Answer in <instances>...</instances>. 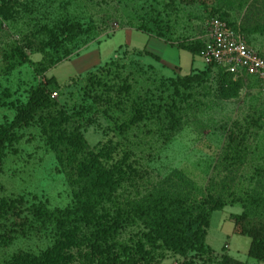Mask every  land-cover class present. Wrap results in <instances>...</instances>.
<instances>
[{"label":"rangeland","instance_id":"rangeland-1","mask_svg":"<svg viewBox=\"0 0 264 264\" xmlns=\"http://www.w3.org/2000/svg\"><path fill=\"white\" fill-rule=\"evenodd\" d=\"M9 2L16 9V14L0 19V123L8 122L14 114L8 103L25 101L30 87L39 88L43 93L57 92L54 97L69 109L73 103L79 102L78 87L82 79L104 61L117 58L123 63L135 61L137 67L141 66L140 69L126 66L124 70L128 73L127 80L132 82V94L145 96L146 93L160 103H169L172 99L176 106L174 115L177 123L172 134L167 136L163 128L165 123L158 116L143 118L118 132L113 128L114 121L126 122L129 117L128 109L121 105L96 112L94 120L82 129L89 146L111 138L118 142L119 148L130 151L144 172L138 181L139 190L173 168L181 169L203 189L213 173L212 167L227 129L248 115L262 117L257 137L250 139L252 152L248 165L236 177L239 187H244L251 165L264 167V91L250 77H241L240 82L230 86L234 78L217 69L210 71L201 52L191 55L188 51L174 48L180 43H203L206 21L212 14L223 13L235 25H264V0H205L203 5H183L169 3L168 0ZM167 2L168 6L165 5ZM63 17L78 21L84 32L64 42L67 52L62 58L45 69L36 70L32 63L42 59L45 51L51 57L59 55L53 48L45 46V33L31 37L33 32L39 28L42 30L43 25L59 26ZM139 23L149 29L160 28L163 33L161 40L174 47L164 46L155 37L154 30L136 29ZM147 35L152 37L149 39ZM19 39L30 41V47H23L28 62L5 74L2 52ZM247 42L264 55V31L248 34ZM143 52L154 53L160 58L157 56V61L153 62ZM190 74L200 75L199 82H192L187 89L179 87V93L174 94L169 79ZM160 78H163L161 85ZM158 95L161 99H157ZM18 133L20 136L12 142V148L4 149L0 160V198L21 195L25 202L43 199L48 208L67 205L70 189L66 178L55 169L53 156L45 147L38 127L30 125L18 129ZM240 211L239 203H234L210 213L204 244L213 257L210 261L206 259L205 264H215L214 258L223 253L246 264H264L247 256L248 237L233 231L229 216ZM51 238L49 227L45 232L18 236L0 248V260L17 250L44 247ZM177 260L165 253L151 262L177 264Z\"/></svg>","mask_w":264,"mask_h":264},{"label":"trees","instance_id":"trees-1","mask_svg":"<svg viewBox=\"0 0 264 264\" xmlns=\"http://www.w3.org/2000/svg\"><path fill=\"white\" fill-rule=\"evenodd\" d=\"M168 2L203 5L205 0ZM15 14L16 9L9 0L0 1V19ZM211 16L239 29L247 45H250L248 34L264 31V25H235L223 13ZM71 18L65 17L59 26L43 25L42 30L33 32L31 37L45 33V46L53 48L59 55L51 57L40 48L43 58L32 63L36 70L45 69L62 58L67 52L64 42L84 32L78 21ZM136 29L154 30V35L159 38L163 35L160 28L149 29L143 23ZM19 41L2 52L5 74L28 62L23 47H30V41ZM177 47L195 55L202 52L203 43H180ZM143 53L153 62L157 61V56ZM131 65L141 68L135 61L123 63L117 58L104 61L82 79L78 87L79 102L69 109L56 97H50L53 91L43 93L41 89L31 87L25 101L8 103L14 114L8 122L0 123V160L4 149L12 148V142L20 136L18 129L37 126L45 147L53 156L55 169L66 178L70 200L62 208H48L43 199L25 202L21 195L0 198V248L18 236L45 232L47 227L52 233L44 247L17 250L3 257L0 264H152L155 257L165 253L175 256L177 264H205L206 259L210 261L213 257L204 244L210 213L234 203H239L241 211L229 216L233 231L248 237L247 256L264 262V167L250 164L252 170L244 187H239L236 180L239 172L248 165L252 152L250 139L257 137L262 115H248L227 129L212 167L213 173L203 189L181 169L173 168L139 190L138 181L144 172L128 149L119 148L118 142L111 138L94 146L87 144L82 129L94 120L96 112H105L111 106L118 108L121 105L129 111L126 122L114 121L113 128L118 132L143 118L158 116L165 123L166 136L172 134L177 123L175 103L172 99L169 103L155 102V98L146 93L145 96L132 94V82L127 80L128 73L124 72L126 66ZM208 65L210 71L217 69L232 77L222 67ZM199 76L176 77L169 79V84L174 94H178L179 87L189 88L192 82H199ZM245 77L257 83L254 77ZM240 78L235 77L230 86H235ZM162 80L160 78V85ZM214 260L215 264H246L226 253Z\"/></svg>","mask_w":264,"mask_h":264},{"label":"built area","instance_id":"built-area-1","mask_svg":"<svg viewBox=\"0 0 264 264\" xmlns=\"http://www.w3.org/2000/svg\"><path fill=\"white\" fill-rule=\"evenodd\" d=\"M207 64L218 65L232 77L252 76L264 91V57L246 44L244 35L217 16L206 21L201 52ZM56 93H50L54 97Z\"/></svg>","mask_w":264,"mask_h":264},{"label":"crops","instance_id":"crops-1","mask_svg":"<svg viewBox=\"0 0 264 264\" xmlns=\"http://www.w3.org/2000/svg\"><path fill=\"white\" fill-rule=\"evenodd\" d=\"M148 36V35H147ZM150 37H152V36H148V38L150 39ZM156 37V36H155ZM147 38V39H148ZM203 38L205 39V32H204V35H203ZM157 39H159L162 43H163V45L164 46H169V47H174V46H171V45H169L168 43H165V42H163L162 40H161V38H159V37H157ZM249 47H251L250 45H248ZM174 48H176V49H179V48H177V47H174ZM252 49H254L253 47H251ZM255 50V49H254ZM256 51V50H255ZM150 52V51H149ZM257 52V51H256ZM152 53V52H151ZM154 54V53H153ZM156 55V54H155ZM156 56H158V55H156ZM159 58H160V56H158ZM161 60V59H160ZM172 67H175V66H172Z\"/></svg>","mask_w":264,"mask_h":264}]
</instances>
